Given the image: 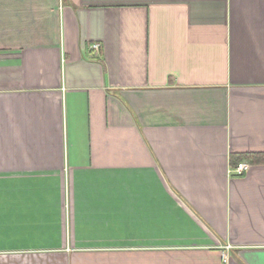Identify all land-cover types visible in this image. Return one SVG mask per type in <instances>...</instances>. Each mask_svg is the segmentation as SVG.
Instances as JSON below:
<instances>
[{"label": "crops", "instance_id": "0c3cea01", "mask_svg": "<svg viewBox=\"0 0 264 264\" xmlns=\"http://www.w3.org/2000/svg\"><path fill=\"white\" fill-rule=\"evenodd\" d=\"M240 154L264 0H0V264H264Z\"/></svg>", "mask_w": 264, "mask_h": 264}, {"label": "trees", "instance_id": "16d2710c", "mask_svg": "<svg viewBox=\"0 0 264 264\" xmlns=\"http://www.w3.org/2000/svg\"><path fill=\"white\" fill-rule=\"evenodd\" d=\"M243 160L251 163H259L264 161V156L259 154H240L236 157L235 161H233V164L236 165L239 161Z\"/></svg>", "mask_w": 264, "mask_h": 264}, {"label": "built area", "instance_id": "2783aa9c", "mask_svg": "<svg viewBox=\"0 0 264 264\" xmlns=\"http://www.w3.org/2000/svg\"><path fill=\"white\" fill-rule=\"evenodd\" d=\"M90 49L98 52L99 51V44L93 43L91 45H89ZM249 168L248 164L245 163H237L234 167H232L231 171L236 173V174H241L242 172L246 171ZM225 257V256H224Z\"/></svg>", "mask_w": 264, "mask_h": 264}]
</instances>
